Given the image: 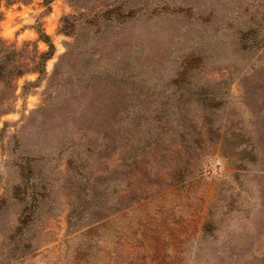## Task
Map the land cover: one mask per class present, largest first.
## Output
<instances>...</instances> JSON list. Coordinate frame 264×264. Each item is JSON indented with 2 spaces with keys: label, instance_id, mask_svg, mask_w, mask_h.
<instances>
[{
  "label": "rangeland",
  "instance_id": "374dc122",
  "mask_svg": "<svg viewBox=\"0 0 264 264\" xmlns=\"http://www.w3.org/2000/svg\"><path fill=\"white\" fill-rule=\"evenodd\" d=\"M0 13V264H264V0Z\"/></svg>",
  "mask_w": 264,
  "mask_h": 264
},
{
  "label": "trees",
  "instance_id": "16d2710c",
  "mask_svg": "<svg viewBox=\"0 0 264 264\" xmlns=\"http://www.w3.org/2000/svg\"><path fill=\"white\" fill-rule=\"evenodd\" d=\"M51 0H45V2H50ZM0 17H1V13H0ZM20 52H17V51H13V54H14V56L16 57V56H20L21 54H19ZM17 66V67H16ZM16 66H13L12 68H14V70L12 71V70H9V67L7 68L6 67V65L4 66L3 65V63L1 62V59H0V73H2L3 71L4 72H9V73H14L13 75H15V78H20V77H22L23 75H25V73H26V70L28 71V70H30V71H32V70H35V68H37V67H34V69H30L29 67H26L27 65H16ZM23 66V67H22ZM26 68H25V67ZM25 68V69H24ZM27 68H29V69H27ZM8 84H12V82H9ZM3 113L2 114H5V110H3L2 111Z\"/></svg>",
  "mask_w": 264,
  "mask_h": 264
}]
</instances>
